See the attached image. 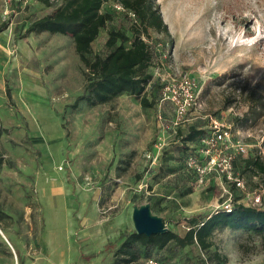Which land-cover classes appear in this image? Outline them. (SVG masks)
Returning a JSON list of instances; mask_svg holds the SVG:
<instances>
[{
	"label": "rangeland",
	"instance_id": "rangeland-1",
	"mask_svg": "<svg viewBox=\"0 0 264 264\" xmlns=\"http://www.w3.org/2000/svg\"><path fill=\"white\" fill-rule=\"evenodd\" d=\"M48 1L0 0V264H111L145 203L178 235L228 202L264 208V175L243 160H264V0H155L168 34L142 35L153 52L148 107L128 92L72 106L86 84L72 37L25 32L61 0ZM100 10L112 17L91 45L105 55L108 30L131 35V20L115 0ZM214 121L246 149L230 147L241 188L219 168L199 183L185 162L191 152L207 163L201 140ZM190 126L202 136L185 140ZM243 235L217 230L210 249L225 264H264L258 238L239 250ZM152 256L201 264L206 253L170 243Z\"/></svg>",
	"mask_w": 264,
	"mask_h": 264
},
{
	"label": "trees",
	"instance_id": "trees-1",
	"mask_svg": "<svg viewBox=\"0 0 264 264\" xmlns=\"http://www.w3.org/2000/svg\"><path fill=\"white\" fill-rule=\"evenodd\" d=\"M106 1L108 0H61L49 13L32 20L25 32L46 30L72 37L75 51L86 69L84 91L76 97L73 107L81 101L92 105L105 103L123 92L138 97L144 107L152 106L154 100L148 99L146 86L152 77L148 67L152 62L153 52L142 35L149 37L150 30L168 34L158 3L155 0H115L131 20V35L119 28H110L105 41L107 52L100 55L93 52L91 43L99 29L111 20V13L100 10ZM7 25L8 22H0V31ZM155 84L151 83L150 89ZM202 134V129L190 126L184 139L193 141ZM243 160L244 168L264 175V160L258 157ZM190 191L191 189H187L185 193ZM224 228L243 231V238L237 243L243 253L249 239L256 237L259 245L264 244V208L234 202L230 210L221 208L200 220L193 217L182 235L171 230L150 235L136 230L124 231L123 241L116 249L111 264H142L138 260L140 256L146 259L170 243L179 247L197 245L206 253V257L199 259L201 264L205 261L225 264L226 256L221 255L217 249H210L213 233ZM256 244L254 242L253 246H257Z\"/></svg>",
	"mask_w": 264,
	"mask_h": 264
},
{
	"label": "built area",
	"instance_id": "built-area-1",
	"mask_svg": "<svg viewBox=\"0 0 264 264\" xmlns=\"http://www.w3.org/2000/svg\"><path fill=\"white\" fill-rule=\"evenodd\" d=\"M121 6V5H120ZM122 7V6H121ZM192 81L186 76L181 77V85L186 88V92L189 91V87L192 85ZM188 94V93H187ZM191 95V94H188ZM175 97V95H173ZM179 113L184 112V108L180 107L178 110ZM230 133L228 132L226 127L221 128L217 121H214L213 127L206 130L204 135L202 136V144L203 148L201 151L204 155H208L209 159L206 164H200L199 158L196 157L194 153H190L187 155L185 162L187 166L195 168L198 171V179L197 181L200 183L204 180L205 175L211 169L221 170L223 175L228 179L233 181L234 186L243 187L244 183L239 177H233V154L230 147H234L237 152H245L244 146L240 143V141H236L235 143H231L230 141ZM224 191L229 193L231 196V192L227 188H224ZM259 201V196L255 197V202ZM226 210L231 209V203H225L224 207ZM145 264H161L159 260L153 256L147 257L145 259Z\"/></svg>",
	"mask_w": 264,
	"mask_h": 264
},
{
	"label": "water",
	"instance_id": "water-1",
	"mask_svg": "<svg viewBox=\"0 0 264 264\" xmlns=\"http://www.w3.org/2000/svg\"><path fill=\"white\" fill-rule=\"evenodd\" d=\"M135 230L138 233L150 235L152 233L164 232L167 230L161 218L152 214L147 203L141 204L133 211Z\"/></svg>",
	"mask_w": 264,
	"mask_h": 264
}]
</instances>
